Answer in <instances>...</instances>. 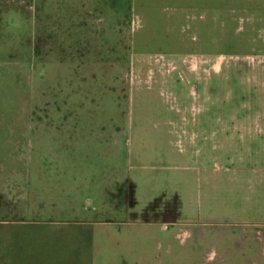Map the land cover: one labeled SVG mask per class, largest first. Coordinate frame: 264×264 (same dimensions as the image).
<instances>
[{
	"label": "rangeland",
	"instance_id": "rangeland-1",
	"mask_svg": "<svg viewBox=\"0 0 264 264\" xmlns=\"http://www.w3.org/2000/svg\"><path fill=\"white\" fill-rule=\"evenodd\" d=\"M0 205L95 264H264V0H0Z\"/></svg>",
	"mask_w": 264,
	"mask_h": 264
},
{
	"label": "crops",
	"instance_id": "crops-1",
	"mask_svg": "<svg viewBox=\"0 0 264 264\" xmlns=\"http://www.w3.org/2000/svg\"><path fill=\"white\" fill-rule=\"evenodd\" d=\"M0 210L2 211L0 227L11 226L14 228L27 223L25 220L6 218L7 210L2 205H0ZM48 222L52 225L55 224V221L52 220ZM77 229L79 231L61 239L64 243L58 244L57 237L52 239L49 232L37 238L33 237L34 240L31 241L26 234L12 233L5 236L1 228L0 264H95L99 248V243L95 240L97 230L88 221H79ZM60 251H62L61 257H59Z\"/></svg>",
	"mask_w": 264,
	"mask_h": 264
}]
</instances>
